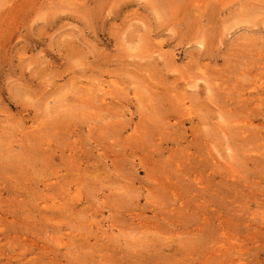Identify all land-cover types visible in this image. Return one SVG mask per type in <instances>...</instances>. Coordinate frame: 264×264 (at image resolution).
Segmentation results:
<instances>
[{"label": "rangeland", "instance_id": "obj_1", "mask_svg": "<svg viewBox=\"0 0 264 264\" xmlns=\"http://www.w3.org/2000/svg\"><path fill=\"white\" fill-rule=\"evenodd\" d=\"M0 264H264V0H0Z\"/></svg>", "mask_w": 264, "mask_h": 264}]
</instances>
